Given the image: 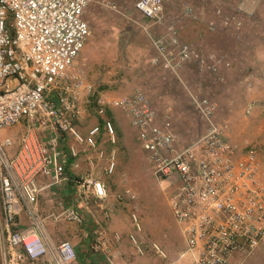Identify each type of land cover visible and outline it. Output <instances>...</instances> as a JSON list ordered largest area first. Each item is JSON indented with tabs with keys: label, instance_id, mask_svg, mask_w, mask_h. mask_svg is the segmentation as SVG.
<instances>
[{
	"label": "built area",
	"instance_id": "obj_1",
	"mask_svg": "<svg viewBox=\"0 0 264 264\" xmlns=\"http://www.w3.org/2000/svg\"><path fill=\"white\" fill-rule=\"evenodd\" d=\"M90 0H0V130L24 122L18 150L14 140L0 139V259L2 264H75L78 252L70 240L56 242L49 221L82 222L81 209L91 196L105 200V182L93 174L78 180L84 199L76 207L44 215L39 207L43 178L61 182L68 155L79 154L77 144L97 152L96 136L106 131L117 142L115 122L104 119L84 135L77 126L103 108H119L137 129L152 171L172 187L169 205L185 248L187 264H240L238 257L264 249V167L254 150L239 151L228 139L229 125L215 118L216 103L193 96L208 123L207 131L183 142L169 115H161L147 94L137 88L129 96L99 91L89 79L80 57L92 34L85 17ZM144 17L160 19L164 0H136ZM192 8H186L190 14ZM225 18V17H224ZM228 21H224L227 23ZM155 62L179 72L192 59L191 48L178 36L156 38ZM71 138L74 144H67ZM88 161L95 167V159ZM117 166L110 154L106 172ZM129 239L144 256L140 232ZM120 234L96 231L92 251L112 260ZM158 256L168 254L158 243ZM176 264V262L170 263Z\"/></svg>",
	"mask_w": 264,
	"mask_h": 264
},
{
	"label": "rangeland",
	"instance_id": "obj_2",
	"mask_svg": "<svg viewBox=\"0 0 264 264\" xmlns=\"http://www.w3.org/2000/svg\"><path fill=\"white\" fill-rule=\"evenodd\" d=\"M135 1H89L85 17L92 34L80 63L89 74L105 73L108 81L102 84H111L116 96L132 95L137 88L144 90L160 114L171 117L174 131L183 142L195 139L208 128L193 96L212 99L216 103V120L229 125L230 142L239 151L254 150L264 167V0H164L160 19L144 17L137 11ZM189 7L190 14L186 12ZM225 20L228 22L224 23ZM125 30L132 41L127 47L123 44ZM172 36H178L193 54L179 72L164 62L154 61L156 38ZM115 109L116 146L122 150L123 176L120 182L112 181L111 191L114 197L123 194L119 199L123 206L113 205L123 222L120 217L113 222L102 206L97 207V218L103 221L85 225L89 230L84 239L80 238L79 222L50 220L49 226L56 225L62 236H75L77 243L70 241L77 252L86 253L88 247L92 250L96 231L107 234L109 230L120 231L129 238L131 231H136L133 223L136 216L147 249L144 256H138L137 264H185L179 257L185 241L167 200L172 187L154 176L135 128L119 108ZM89 120L79 128L81 132L86 129L88 132L101 121L96 117ZM23 131L24 122L1 129L0 139L11 137L15 142L13 149L17 148ZM100 215L103 218L99 219ZM128 238L125 241L130 242ZM153 242L165 249L168 259L152 251ZM136 258L132 255L130 263ZM100 259L101 264L112 261ZM238 261L264 264V249L243 254Z\"/></svg>",
	"mask_w": 264,
	"mask_h": 264
},
{
	"label": "crops",
	"instance_id": "obj_3",
	"mask_svg": "<svg viewBox=\"0 0 264 264\" xmlns=\"http://www.w3.org/2000/svg\"><path fill=\"white\" fill-rule=\"evenodd\" d=\"M127 32H128L127 30L123 31V44H124V46H126V45L128 46V44L130 42H132L130 40L131 36H128ZM84 50H85V48H84ZM97 75H99V76H95L94 72L89 74V79L91 80V82H93L97 86V89L99 91H107L111 95L114 96V91L112 90V85L111 84H108V85L102 84V83H105L106 81H108L105 79V73L100 71L99 73L97 72ZM102 111H103L102 115L96 114V113L91 114L90 116L85 118V120L83 122H77V126L79 128H82L83 127L82 124L85 125V122L90 121L89 119H92L95 117L98 118V120H101V121H99L100 124H98V125L103 126L104 119L110 118L115 122L116 129H117V117L113 114V111H117V109H115V108H103ZM115 118H116V120H115ZM127 118L131 124L130 118L129 117H127ZM118 122H121V121L118 120ZM136 132H137V129L135 128V133ZM82 133L84 135H86L87 129H86V131L84 130V132L82 131ZM117 133H118V131H117ZM137 137H138V132H137ZM96 139H97L98 148L100 150H103L105 153L104 158H99L97 156L96 151L90 150L82 144H77L79 154L75 158L71 157L70 155L67 156L66 161H65V172H64V176H63L61 182L56 183V184H52V182L50 181L49 178H43L41 180L42 185L46 186V188H44L43 191L41 192V195L39 198V207L41 209V212L44 215H48L52 212H61L62 210H64L67 207H76L79 202L83 201V199H84L83 188L78 182V180L80 178H82L83 176H85L87 174H93L94 176H96L99 179H102L105 182L106 187H107V191H108L107 198L105 200H98V199L94 198L93 196H91L90 199H88V201H87L88 205L85 208L81 209L80 214L82 217V222H81V224H78L79 226H81L79 228V229H81L80 230V234L82 235L80 237L81 239H84V235L85 236L88 235L89 227H87L85 225H88V224L95 225L94 221L96 223H101V221H103V220L99 221L97 218V213L99 212L97 207L103 206L104 208H106L107 209V215H110L112 217V221L114 222L116 220V218L119 219L120 215H119V213H117V211H119V210L116 211L115 207H114L115 208V211H114L113 205H116V207L118 206L119 208L123 206L122 202L119 200L123 196V194H117V196L114 197V196H112V195H114V193L111 191L112 190L111 189L112 181H113V184H115V182L122 181L121 176H123V158H121V156H120V152L122 150H120L116 146V144H112L109 142L108 136L106 135V131L104 129H102V131L99 134H97ZM66 140H67V144H69V143L74 144V141L71 138H67ZM128 145L129 144L127 143L126 146L128 147ZM17 150H18V146H17V148L11 149V153H15ZM113 150L116 151L117 166H116V169H115L113 174H108L106 172V168L108 165V160H109L110 154ZM129 154L131 155L132 152L129 151ZM90 156L95 159V167H92L88 161V158ZM101 168H103L104 172H101ZM117 178H119V181L117 180ZM169 192H168V199H167L168 205H169ZM169 207H170V205H169ZM101 217L102 216L100 215L99 219H101ZM120 218L122 219V222H123V218L122 217H120ZM104 220H106V219L104 218ZM49 230H50V233L52 234V236L54 237L56 242H61L65 239H67V240H72V242L74 241L73 242L74 244L77 243L75 236L69 237L68 234H65V236L64 235L62 236L60 234V232H58V228L56 225L49 226ZM109 231H110L109 232L110 235H113V234H120L121 235V240L117 244L118 245L117 250H116L114 256L112 257V261L110 264H131L130 263L131 259H129V258H131L132 255L137 256V258L135 260V262L137 264L138 256H141V255L137 254V252L135 251V247L132 245L131 241L130 242L125 241V240H127L128 237L127 236L124 237L123 232H120V231H115V232H113V230H109ZM131 233H132V231H131ZM128 240H129V238H128ZM184 244H185V242H184ZM100 258L106 259L102 253L94 252V251L90 250L88 247L86 253L78 252V260L75 262V264H101L102 261ZM135 262L133 264H135ZM103 264H107V263H105L103 261ZM185 264H187V263H185Z\"/></svg>",
	"mask_w": 264,
	"mask_h": 264
}]
</instances>
